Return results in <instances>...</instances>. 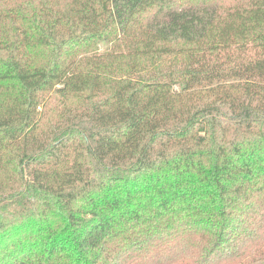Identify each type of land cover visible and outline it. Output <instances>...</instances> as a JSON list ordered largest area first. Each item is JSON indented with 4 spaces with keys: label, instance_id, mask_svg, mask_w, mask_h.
<instances>
[{
    "label": "trees",
    "instance_id": "obj_1",
    "mask_svg": "<svg viewBox=\"0 0 264 264\" xmlns=\"http://www.w3.org/2000/svg\"><path fill=\"white\" fill-rule=\"evenodd\" d=\"M0 264H264V0H0Z\"/></svg>",
    "mask_w": 264,
    "mask_h": 264
}]
</instances>
